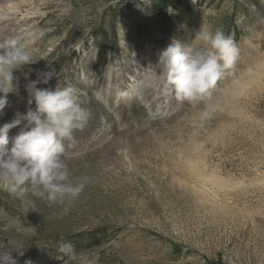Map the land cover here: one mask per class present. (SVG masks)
Returning <instances> with one entry per match:
<instances>
[{"label":"rangeland","instance_id":"374dc122","mask_svg":"<svg viewBox=\"0 0 264 264\" xmlns=\"http://www.w3.org/2000/svg\"><path fill=\"white\" fill-rule=\"evenodd\" d=\"M37 1H0V44L35 62L14 73L0 126L35 108L23 73H51L38 87L72 86L91 112L66 160L88 179L72 203L0 190V243L17 264H264V0ZM200 28L222 30L238 58L193 105L157 64L173 41L202 47Z\"/></svg>","mask_w":264,"mask_h":264},{"label":"clouds","instance_id":"9594fccd","mask_svg":"<svg viewBox=\"0 0 264 264\" xmlns=\"http://www.w3.org/2000/svg\"><path fill=\"white\" fill-rule=\"evenodd\" d=\"M195 39L203 46L173 41L160 52L157 64L176 99L193 105L213 99L218 82L234 68L238 58L237 46L220 29L213 32L200 28ZM34 63L30 51L18 41L0 44V118L11 104L9 94H19V76L14 73ZM23 74L28 104L34 101L35 108L29 107L24 114L17 111L11 122L0 126V190L18 198L31 193L51 204L72 203L83 193L88 178L73 181L66 162L67 149L75 145V134L87 126L91 112L72 86L38 87L49 84L51 73L40 72L36 79H28V72ZM22 122L9 149V133ZM58 250L74 258L75 247L70 241H61ZM13 251L10 245L0 243V264H17Z\"/></svg>","mask_w":264,"mask_h":264},{"label":"bare ground","instance_id":"6f19581e","mask_svg":"<svg viewBox=\"0 0 264 264\" xmlns=\"http://www.w3.org/2000/svg\"><path fill=\"white\" fill-rule=\"evenodd\" d=\"M1 1V0H0ZM31 2H33V1H31ZM38 1L37 0H34V3H37ZM33 15V14H32ZM2 16H8V14H7V11L5 10V12L3 13V15ZM32 18H33V16H32ZM34 18H36V17H34ZM0 19H2V18H0ZM4 19H6V18H3V20ZM21 22V21H20ZM2 24V21L0 20V25ZM19 25V23H17V22H15V25H12V28H14L15 26H18ZM11 30V28L9 29V31ZM5 31V30H4ZM9 31L8 30H6L5 32H3V34L4 33H6V32H8L9 33ZM29 32V31H28ZM2 35V34H1ZM0 35V36H1ZM26 41H29V38L26 40ZM28 48V47H27ZM61 82V81H60ZM51 83H52V81H51ZM51 86V85H50ZM75 161V160H74ZM46 201V200H45ZM43 203H44V201H43Z\"/></svg>","mask_w":264,"mask_h":264}]
</instances>
